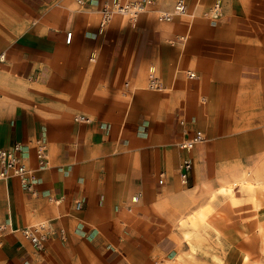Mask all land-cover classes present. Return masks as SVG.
<instances>
[{
    "label": "crops",
    "instance_id": "0c3cea01",
    "mask_svg": "<svg viewBox=\"0 0 264 264\" xmlns=\"http://www.w3.org/2000/svg\"><path fill=\"white\" fill-rule=\"evenodd\" d=\"M83 1L0 0V149L22 144L37 179L0 182V264H264V0H222L219 27L201 14L213 0L171 22L157 15L176 0H152L104 26L108 0ZM196 131L205 141L181 150ZM208 206L210 226L180 224Z\"/></svg>",
    "mask_w": 264,
    "mask_h": 264
},
{
    "label": "built area",
    "instance_id": "2783aa9c",
    "mask_svg": "<svg viewBox=\"0 0 264 264\" xmlns=\"http://www.w3.org/2000/svg\"><path fill=\"white\" fill-rule=\"evenodd\" d=\"M77 4L83 5V0H75ZM222 0H216L209 11L206 13L212 23H215L220 18ZM152 0H108L104 2L101 8V21L100 26L106 25L112 18L114 14H119L124 16L132 24L136 23L138 16L144 11H147L150 6H152ZM174 12L179 16L187 15V6L184 0H176L174 3ZM172 15L166 12H159L157 19L159 22H170ZM71 33L66 35V43H70ZM7 60V55L5 52H0V64H4ZM189 79H194L195 75L191 72L187 73ZM148 88L160 91V84L151 74L149 77ZM78 122L88 123L89 120L84 117L75 118ZM205 141L204 134L200 131H196L194 135L189 138L182 140L178 143V147L184 151H191L196 145H199ZM23 146L20 143H16L9 149H0V182L6 181L11 177H15L19 180L22 187L27 190H32L33 185L36 183L37 179L34 176L33 170H31L25 159L22 156ZM36 159L39 166L46 165V151L44 144L41 141L36 142ZM180 179L182 183L187 180V174L191 170L190 160H184L180 165ZM161 177V176H160ZM158 184H162V177L158 181ZM136 198H134V201ZM81 208V203H75V210ZM36 228L42 229V226H37ZM33 231L29 228L24 229L22 234L27 237L32 243L38 244V238L34 235Z\"/></svg>",
    "mask_w": 264,
    "mask_h": 264
},
{
    "label": "rangeland",
    "instance_id": "374dc122",
    "mask_svg": "<svg viewBox=\"0 0 264 264\" xmlns=\"http://www.w3.org/2000/svg\"><path fill=\"white\" fill-rule=\"evenodd\" d=\"M214 1L215 0H213V3H214ZM184 2L188 6L187 7L188 8L187 9V16L190 17V18L193 17V13H192L193 5L195 3H199V1L198 0H184ZM213 3H212V5H213ZM171 10L172 11H170L168 13H172L174 11V8H172ZM205 11H203L201 14L203 15V17L207 18L205 15H206V13L209 10L207 12H205ZM146 12H148V11H145L144 13L140 14L138 16V18L141 15L145 14ZM121 17H124V16H121ZM180 17L181 16H179L178 14H174L172 16L171 20L175 21V20L180 19ZM220 18H223V16H221ZM220 24H221V19L216 22V27H219ZM150 73H151V70H150ZM151 74L154 75L153 72ZM196 79H198V77H196ZM201 102L203 104H206V101H205L204 98L201 99ZM250 183H251V185H247V187L249 189H251V191H253L252 193H256V191L258 189H260V185H254V184H252V182H250ZM237 186H241L242 189L244 187V186H242L240 184H237ZM234 190H235V187H233V193L235 195V191ZM221 193H223V194H221ZM221 193L217 194V195H219L220 199L222 200L221 202L228 203L227 200H226V196L224 195V191H221ZM209 195H210L209 196L210 204H213V203L216 204V202L218 201V196L215 193H211ZM215 195L217 196V198H216ZM251 200L253 201V199H251ZM237 201H238V199L235 200L232 204H229V205H234V204L238 203ZM254 204L257 206L258 202L254 203ZM261 205L264 206V202L263 201H262ZM252 207H253L252 211L254 212L255 215L252 216L251 218H254V224L256 225V227L258 226L256 229L260 230V225H259V222H258L259 220L258 219H259V214H260L261 208L255 210V207H254L253 204H252ZM211 211H213V210H212V207H210V206L206 207L205 210L201 209V210H198V211H194L191 214H189L185 219H183L180 224L184 225V223H190V225H192L194 228L198 227L199 224H206L207 226H210L211 225V220L209 219V214L212 213ZM239 228L244 230L245 229L244 224L242 223ZM242 236L243 237H247L246 234H244V233H242ZM183 239L187 242V244H188V246L190 248V254L188 255L189 259H193L194 256H195L194 253L197 250L200 249V244L198 242V237L195 236L192 231H188V232H183ZM260 250H262V249H260ZM239 256H240V258L242 260L246 261L248 259V255L245 254V253H241ZM176 262H177L176 264H180V263H185L186 264V262L182 258H178Z\"/></svg>",
    "mask_w": 264,
    "mask_h": 264
},
{
    "label": "bare ground",
    "instance_id": "6f19581e",
    "mask_svg": "<svg viewBox=\"0 0 264 264\" xmlns=\"http://www.w3.org/2000/svg\"><path fill=\"white\" fill-rule=\"evenodd\" d=\"M215 1H216V0H215ZM215 1H214V3H215ZM214 3H213V4H214ZM142 13H144V11H143ZM142 13H141V14H142ZM170 14L173 16L174 14H177V13L173 11V12L170 13ZM116 16H122V15L114 14V15L112 16V18H113V17H116ZM171 19H172V18H171ZM151 73H152V70H151ZM233 187H234V186H229V187H226V188L223 189L224 194L230 196V200L233 198ZM235 199H236V198H235ZM235 199H234V200H235Z\"/></svg>",
    "mask_w": 264,
    "mask_h": 264
}]
</instances>
